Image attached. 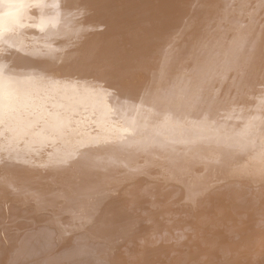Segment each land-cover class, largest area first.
<instances>
[{
    "label": "bare ground",
    "instance_id": "bare-ground-1",
    "mask_svg": "<svg viewBox=\"0 0 264 264\" xmlns=\"http://www.w3.org/2000/svg\"><path fill=\"white\" fill-rule=\"evenodd\" d=\"M0 264H264V0H0Z\"/></svg>",
    "mask_w": 264,
    "mask_h": 264
}]
</instances>
